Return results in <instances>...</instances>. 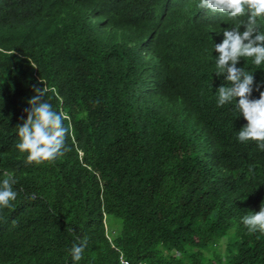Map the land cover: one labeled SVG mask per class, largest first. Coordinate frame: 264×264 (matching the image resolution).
Here are the masks:
<instances>
[{
	"label": "trees",
	"instance_id": "obj_1",
	"mask_svg": "<svg viewBox=\"0 0 264 264\" xmlns=\"http://www.w3.org/2000/svg\"><path fill=\"white\" fill-rule=\"evenodd\" d=\"M198 3L0 0V180L18 193L0 264H73L77 236L79 264H264V234L241 223L264 204V151L217 104L215 43L238 21ZM238 67L264 83V65ZM44 87L69 151L27 165L16 127Z\"/></svg>",
	"mask_w": 264,
	"mask_h": 264
},
{
	"label": "clouds",
	"instance_id": "obj_2",
	"mask_svg": "<svg viewBox=\"0 0 264 264\" xmlns=\"http://www.w3.org/2000/svg\"><path fill=\"white\" fill-rule=\"evenodd\" d=\"M202 10L225 14L238 23L223 31L224 39L215 43L216 75L224 76L227 86L217 90V104L223 107L235 102L240 115L247 124L238 132V140L242 143L255 142L264 151V83L256 84L254 73L246 67H238L241 59H251L255 66L264 65V30L260 21L264 20V0H199L197 5ZM245 19H240V18ZM241 28L244 31H241ZM42 83V82H41ZM259 92V98L253 99V91ZM35 95L29 99V107L25 109L27 119L21 117L17 134L19 142L15 148L26 154L27 165L54 163L69 151L67 141L71 135V126L65 125V115L56 111L44 97L48 89L34 88ZM255 165H249L253 172ZM17 183L12 172L5 171L0 180V209H10L16 201L18 193L14 190ZM241 223L250 234H264V204L258 212H248L241 217ZM71 230V229H69ZM70 250L73 264H79L88 245V238L81 239Z\"/></svg>",
	"mask_w": 264,
	"mask_h": 264
},
{
	"label": "rangeland",
	"instance_id": "obj_3",
	"mask_svg": "<svg viewBox=\"0 0 264 264\" xmlns=\"http://www.w3.org/2000/svg\"><path fill=\"white\" fill-rule=\"evenodd\" d=\"M110 229V230H109ZM116 228L115 227H113V228H111L110 226H109V223H108V227H107V230H109L111 233H112V235H115L116 234V230H115Z\"/></svg>",
	"mask_w": 264,
	"mask_h": 264
}]
</instances>
